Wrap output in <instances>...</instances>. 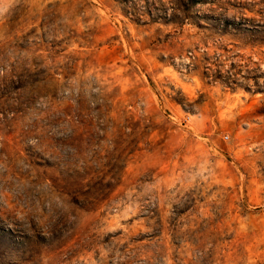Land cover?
Wrapping results in <instances>:
<instances>
[{
	"label": "rangeland",
	"instance_id": "rangeland-1",
	"mask_svg": "<svg viewBox=\"0 0 264 264\" xmlns=\"http://www.w3.org/2000/svg\"><path fill=\"white\" fill-rule=\"evenodd\" d=\"M0 264H264V0H0Z\"/></svg>",
	"mask_w": 264,
	"mask_h": 264
}]
</instances>
